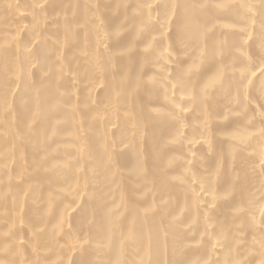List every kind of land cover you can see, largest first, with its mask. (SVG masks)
<instances>
[{"label": "bare ground", "instance_id": "1", "mask_svg": "<svg viewBox=\"0 0 264 264\" xmlns=\"http://www.w3.org/2000/svg\"><path fill=\"white\" fill-rule=\"evenodd\" d=\"M0 264H264V0H0Z\"/></svg>", "mask_w": 264, "mask_h": 264}]
</instances>
